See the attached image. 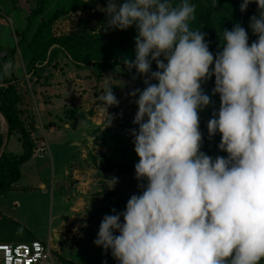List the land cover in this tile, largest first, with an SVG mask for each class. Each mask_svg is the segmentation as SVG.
I'll return each mask as SVG.
<instances>
[{
    "label": "clouds",
    "instance_id": "1",
    "mask_svg": "<svg viewBox=\"0 0 264 264\" xmlns=\"http://www.w3.org/2000/svg\"><path fill=\"white\" fill-rule=\"evenodd\" d=\"M254 2L248 28L256 39L249 43L248 31L234 23L220 29L215 53L192 26L193 0L96 5L105 14L100 30L134 26V58L123 63L144 84L128 93L136 105L137 127L128 132L139 191L103 215L92 241L116 264H264V0ZM11 68L4 63L0 87ZM211 77L219 105L206 130L209 138L219 134L216 147L225 155L201 150L199 113L213 103L202 84ZM112 86L105 79L96 96L104 127L113 119L108 107L119 104ZM107 181L112 188L117 177Z\"/></svg>",
    "mask_w": 264,
    "mask_h": 264
},
{
    "label": "rangeland",
    "instance_id": "2",
    "mask_svg": "<svg viewBox=\"0 0 264 264\" xmlns=\"http://www.w3.org/2000/svg\"><path fill=\"white\" fill-rule=\"evenodd\" d=\"M37 2L38 0H0V21L5 23L6 27L9 26L10 34L7 39L10 40L12 47L16 48L13 54L17 56L18 62L21 59L17 44L20 39L18 32L25 27L27 15L30 9L37 5ZM97 4L104 6L106 0H50L43 13L33 19L27 36H31L30 34L36 31L40 17L48 18L57 8H63L67 11L60 13L57 19L44 29L43 36L57 38L73 33L94 34L105 46L122 47L118 29L117 31L116 29L100 30L105 14L97 10ZM255 12L256 4L254 14ZM255 39L256 35L251 32L249 43ZM124 45L127 48L131 47L128 41L124 42ZM32 63L31 61L25 67L29 66L30 71L36 75ZM42 64L36 63L37 66H42L40 71L42 76L36 75L39 81L36 85H42L43 88L40 90L41 98L46 102L52 96L47 86L60 84L61 81L54 80L62 79L65 83L64 91L68 90L69 94L67 101L69 111H66L65 115L62 114L60 118L62 120L64 117L65 119L75 118L77 119L76 124H80L76 129L83 131L85 128L88 129L86 133L92 134V137L84 138L83 148L70 164L72 173L77 175L76 180L81 181L83 187L77 194L81 195L86 203L89 202V207L87 211L85 210L83 217L74 214L83 215L85 211L66 214L68 218L70 214H73L75 221L70 220L69 225L60 230L59 236L51 237L55 248L54 260L56 264H59V257L63 256L80 264H116L110 251H102L101 247L94 245L92 241L103 215L113 214L111 213L113 208L116 211L122 210L128 197L139 191L136 187L137 180L134 178L133 167L138 157L133 150L132 137L128 132V129L137 127L132 124L136 105L133 102L135 97L129 96L128 93L133 88L142 89L144 87L143 77L136 76L134 79L133 74H124L120 66L108 67L103 63L80 66L62 51H59L51 62L45 60ZM105 79L111 82L112 92L119 100L118 105L109 106L107 109V112L113 114L112 122L107 127L101 123L102 115L96 97L102 91ZM202 87L211 96L213 103L217 104L219 98L218 95L211 94L212 87L206 84H202ZM29 90L30 88L26 91L28 94ZM37 98L40 99V97ZM0 133L5 134L1 126ZM17 139L15 134H11L8 140V151L15 153L20 150L22 144ZM50 147L53 149L52 145ZM50 152L51 157L47 156L46 159L31 162V165L39 167L38 170L29 168L26 164L23 166V176L18 182L19 185H23L20 188L21 192H17V189L12 187L0 196L3 216L0 220V241L19 242L31 239L46 241L50 224L49 217L56 211L54 201L50 200L49 195L41 194L42 186L38 185V181L42 178L44 179L42 181H46L44 187L48 186L47 179L51 170V161L52 159L55 161L53 151L50 150ZM44 161L47 165L41 168V162ZM72 173H70L71 176ZM113 176L117 177V181L112 188H109L106 184L107 179ZM14 200H18V205ZM84 206L87 208L84 204L80 208L84 209Z\"/></svg>",
    "mask_w": 264,
    "mask_h": 264
},
{
    "label": "trees",
    "instance_id": "3",
    "mask_svg": "<svg viewBox=\"0 0 264 264\" xmlns=\"http://www.w3.org/2000/svg\"><path fill=\"white\" fill-rule=\"evenodd\" d=\"M49 2L50 0H38L37 5L31 8L27 15L25 27L18 32L20 39L17 44L18 46L22 45L26 50H29L30 56L28 57V64L31 63V61L33 62L32 68L36 75H41L40 71L42 70V66H37L36 63L42 64L45 60L51 62L53 57L56 56L59 51L67 54L75 64L80 66H90L103 63L108 67L120 66L123 69L124 74L135 73V68L129 70L123 63L125 57L128 59L134 58L133 38L136 35L134 26H129L124 30L118 29L121 39L120 45L122 47L110 48L105 46L94 34L85 35L73 33L62 35L57 38H46L43 36L44 29L57 19L60 13L67 11V9L57 8L48 18L40 17V22L38 26H36V31L28 37L27 34L32 26L33 19L43 13L45 6ZM193 2L196 4V19L192 22V26H199L200 30L206 33L205 39L208 41L209 50L213 53L219 51L222 47L218 37L220 29H231L232 25L238 22L241 26L245 27V30L248 31L249 35L251 34V31L248 28V19L249 16L254 14V0L249 3L246 10L243 12H241L238 7L242 0H216L215 4L214 0H193ZM127 41L131 43L130 48L124 47V42ZM54 44H57V46L52 47ZM15 49L16 48H12V54L15 52ZM54 66H57L56 63ZM2 68L0 60V71H2ZM151 68L152 70L156 69L155 62L152 63ZM14 79L15 76L13 73H10L9 76L3 78V86L0 87V113L4 116L8 126L7 142L11 134L14 132L17 133L18 139L21 141L23 147V152L18 156H11L4 150L0 154V193H6L12 189L13 183L20 179V167L32 156L33 147L35 145L31 133L25 125V121L21 118L22 110L18 106L21 102V96L17 91L16 84L13 82ZM213 81L214 77H211L203 84L208 85V87H213ZM218 105L219 99L217 100V104L214 102L199 113V127L202 132L203 141L201 150L209 155H225V153L218 150L216 147L219 142V134L217 133L209 138L206 130V121L210 118L212 109L218 107ZM3 136L4 134L0 133V149L3 143ZM1 219H3V216L0 211V220ZM59 264L80 263L60 256Z\"/></svg>",
    "mask_w": 264,
    "mask_h": 264
},
{
    "label": "crops",
    "instance_id": "4",
    "mask_svg": "<svg viewBox=\"0 0 264 264\" xmlns=\"http://www.w3.org/2000/svg\"><path fill=\"white\" fill-rule=\"evenodd\" d=\"M9 34V26L6 27V24L0 21V60L2 67L6 62L12 65L10 73H13L15 76L13 82L16 84L17 91L21 96V102L18 105L22 110L21 118L25 121V125L30 131L33 140H35L36 137L43 135L47 143L46 153L40 156L32 154L30 159L21 165V177L23 176L22 168L25 164L29 168H36V170H38L39 167L37 165L36 167L33 166V164L31 165L32 161L43 158L46 159L47 156L51 157L52 153L50 150L53 151V155L55 156V161L53 159L51 161V170L47 179L49 187H44L46 186V181H42L44 179L41 178L38 181V185L42 186L40 188L42 190L41 194H44V196L49 195L50 200L54 201L53 205H55L56 213L51 214L49 217L50 224L48 226L46 239L48 240L49 238L51 239V237L54 238L59 236L60 230L66 228L69 225L70 220L72 222L75 221L73 214H70L69 218L66 216L68 212L74 213L72 209L76 207L78 212L85 211L87 209L85 206L83 207L84 209L80 208L83 204L89 207L88 200V203H86V200H84L81 195L77 194V192L83 187L81 186V181L76 180L77 175L75 176L74 173H72L70 164H72V159L76 156V154L83 148L84 138H90L92 137V134L86 133L88 129L85 128H83V131L76 129L80 125L76 124L77 119H65L64 117V121L60 118L62 114L65 115L64 113L69 111L67 102L69 94L68 90L64 91L65 83L62 79L56 78L54 80L58 82L61 81L60 84L47 86L50 89L52 96L48 98L46 102L45 99L41 98L40 90L43 89L42 85H36L39 84L37 76L33 75L29 66L25 67L26 64L28 65V57L30 56L29 50H26L22 45L18 47L19 57L21 58L20 62H18L17 56L12 54V44L10 40L7 39ZM31 75H33L32 80H30V77H32ZM32 82L35 85L32 84ZM28 88H30L29 94L26 92ZM37 97H40V99ZM13 134H15L18 138L17 133L14 132ZM8 144L9 142H7L6 139L4 150L8 153V155L18 156L22 154V146L20 150L17 149L18 152L12 153V151H8ZM51 145L53 149L50 147ZM46 165L47 163L45 161L41 162V168ZM70 173L73 175L71 176ZM19 180L12 185L13 188L17 189V192H21L22 190L20 188L23 186L18 184V182H20ZM3 194L4 193H0V196ZM14 202L18 205V200H14Z\"/></svg>",
    "mask_w": 264,
    "mask_h": 264
},
{
    "label": "built area",
    "instance_id": "5",
    "mask_svg": "<svg viewBox=\"0 0 264 264\" xmlns=\"http://www.w3.org/2000/svg\"><path fill=\"white\" fill-rule=\"evenodd\" d=\"M33 155L47 152L43 135L34 140ZM52 239L46 241L33 239L19 242H0V264H56Z\"/></svg>",
    "mask_w": 264,
    "mask_h": 264
},
{
    "label": "water",
    "instance_id": "6",
    "mask_svg": "<svg viewBox=\"0 0 264 264\" xmlns=\"http://www.w3.org/2000/svg\"><path fill=\"white\" fill-rule=\"evenodd\" d=\"M4 117V116H3ZM5 119V118H4ZM8 126H7V123H6V128H5V134H4V138H3V143H2V147L0 149V154L4 151V146H5V143H6V139H7V136H8Z\"/></svg>",
    "mask_w": 264,
    "mask_h": 264
},
{
    "label": "bare ground",
    "instance_id": "7",
    "mask_svg": "<svg viewBox=\"0 0 264 264\" xmlns=\"http://www.w3.org/2000/svg\"><path fill=\"white\" fill-rule=\"evenodd\" d=\"M0 126L5 130L6 128V121L3 117V115L0 113Z\"/></svg>",
    "mask_w": 264,
    "mask_h": 264
}]
</instances>
